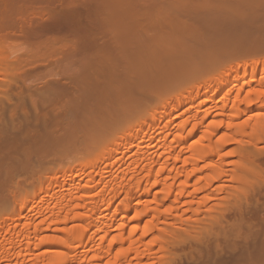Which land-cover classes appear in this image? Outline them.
<instances>
[{
    "label": "bare ground",
    "instance_id": "6f19581e",
    "mask_svg": "<svg viewBox=\"0 0 264 264\" xmlns=\"http://www.w3.org/2000/svg\"><path fill=\"white\" fill-rule=\"evenodd\" d=\"M9 1L14 2L15 0H4L5 3L6 2L9 3ZM110 1L111 0H71V3L69 5L66 4V7L63 6L62 8L59 7L60 9H57L58 8L57 7L56 8L57 10L55 9H53V11L48 10L49 12L43 10L42 13L39 14V16L41 18L45 17L46 20L47 18L46 14H48L49 18L46 22H43L44 20L41 19L42 22H36V24H30V25L23 24L24 26L15 25L16 27H13L14 29L17 28V30L20 27L19 30L21 31V34L25 36L27 35L30 37L41 36V38L44 36V38L42 39L43 42L41 41L42 45L45 44L44 43L45 41L47 42L48 45L51 44L50 46L52 47V43L53 42L55 43L58 40L57 43L62 42L64 43L63 46L65 47L67 45L66 43L71 44L73 42L74 47L71 44L72 45L71 49L73 51L70 49V44H68L70 50L69 53L71 51L72 53L76 51L75 54L79 52L81 53V55H83L84 58L83 59L81 58L82 61L79 59L81 63H83V67L82 66L77 67L79 68L80 73H77L78 75L76 74V76L74 75V78L77 77L79 79V81H77L78 83L77 82L75 83L74 78L69 75L74 80L73 81L74 83L72 82L74 85L72 84L71 85L75 87L76 84V88L79 91V93L78 92L77 93L80 94L79 97L77 96L78 94L77 93L75 94L74 92L75 88L74 89L69 88L68 86L67 87L63 86L64 89L62 88L64 92L73 89L72 90L74 92L73 94H75L77 97L76 98L73 96L74 97V100L72 102L73 108H70V110H68L67 112L64 111V108L62 107L63 111L66 112L64 113L61 111L62 113H64L63 116L68 117L67 114L73 111L75 113L74 115H78L77 116L78 118L76 116H72L73 121L71 122V126H70L69 124L70 116L68 117L69 123H66L67 117H64L66 120L62 119L61 117L63 121L65 120L64 124L69 125V127L65 125V128H61L63 129L62 130L63 132H61V130H59L60 132H56L57 130H54L55 128L52 129V127H50L49 129L48 127L49 125L47 122L46 124L48 126L45 125V128L47 126V131H45V133L42 131L44 134L37 133V131H35L38 134L36 135V137H34L36 134L34 133V130L31 133L30 130L31 128L29 129V131L27 129L28 132L26 133L27 134L26 137L27 136H28L27 138L34 137L33 140L31 139L33 141V142L31 141L33 145H31V147L28 146L30 148L25 150L26 151L24 153L25 156L23 155L26 158L27 163H30L31 158H33L34 156L36 157L39 156L37 157V159L33 158L38 163L33 167L35 166L38 167L42 164L43 159L44 160L49 159V157L47 156L51 153L55 156L57 155L56 160L58 158L59 161L60 158L59 156H61L63 159L67 160V163L66 165H64L62 163L65 160H63V162L61 161V166L59 168L58 165L60 164L57 162L58 168L56 169L55 168L56 166L53 167V164H50L49 163L50 160H48L50 167L45 169L42 168L43 166H45L43 165L41 168L44 169L43 171H45L44 173L42 172L45 178L50 179V181H47V179H41L36 184L33 181L29 182V184L32 183V187L34 188V191L36 190L39 191L43 189L42 192L43 194L37 197L36 195H34L35 193L33 194V192L32 193L28 192L24 199L19 198L21 200L19 201L21 202L19 203L20 206L19 208L15 209L13 213L10 212L8 213L7 211H6L7 213H3L4 211L0 212L3 213L0 214V264H142L146 262L148 264V261L155 256L163 258V255L165 256V252L168 251V247L171 246L170 244L174 245L175 243V246H178V243L180 244V242L184 240L183 238H185L183 236L184 235L183 232L189 231L190 229L193 230V232L194 230L196 231V225L189 223L190 220H192L190 222H194L195 219L198 221L199 214L201 215V213L203 214V212H205L204 214L206 215L208 211L211 212L214 210L213 213H215L216 208H217L216 210L218 211L219 204L214 203L211 204V206H209L207 202L210 200L212 201V199L217 200L218 198L220 199L221 197H223L221 196L222 190H227L225 187L228 186V184L226 185L224 184V182L232 181L238 184H242L243 186H245L243 188L244 190L245 188L248 187V185L249 187L250 185H252L251 182L254 181L253 180L254 178L252 179L250 177L253 176V173L258 172L257 169L259 168L253 167V165H255L256 163L255 162L256 160L255 161L253 160L255 163L252 162L250 159H253V157L249 159L248 153L253 155L254 151L251 148L253 146L258 148L259 144L264 142V51H263L264 46L262 47V45H259L258 48L257 47L258 44H257L255 45V47H252L249 50L245 49L244 51H242V53L244 52L243 57L247 58V59L244 58L246 59V61L240 63L237 60L235 63L234 62L235 60L233 58V57H235V59L237 58V55L234 54L236 53L235 49L233 48L231 49L230 47L228 49L227 46V49H224L223 47V49L226 50L224 51L222 47L220 48L218 46L220 45V43L218 45H215L218 47L214 48L215 46L213 45L212 42H209L212 43L211 44L212 47H210L208 43H207L208 45L207 47L206 43L202 41L204 43V46L202 43L201 44L199 43L197 45L198 46L200 45L201 48L204 47V49L198 48V46L195 45L197 46L196 49L198 52L202 51L205 55L206 54L213 55L215 53H219L221 55V52H225L227 57L229 56V58L226 59H224L223 57L222 59L220 58L222 61L218 60L217 58V62L218 61L219 62L218 63L215 62V64L211 65L210 70L207 69L208 67L207 64L203 63L205 59H198L197 61L195 59L194 61V58L193 59L191 58L193 60L192 63L188 61L191 55L190 52H195L196 50L193 51L191 50L190 52L186 51V55L183 59L181 57L180 58L174 57L176 60L173 61L170 60L172 62L166 64L157 62V60L155 59L156 63L152 61L154 63V64L152 63L154 66L151 65L149 66L147 65L148 63H146L145 65H147L148 67L147 66L145 67L142 64L143 67L142 68L139 67V69H135V66L133 67L128 66L126 68H123L122 71H119L118 69L117 71L115 68L116 67L119 68V67L116 64H114L116 66L115 68L113 67L109 69L107 67L108 69H105V67L108 66V63L107 65H105V63L103 62H106L108 59L110 60V58H108V54L106 56L105 54L106 52L111 53L114 51L113 53H115L117 49L119 50V47L120 49L125 48L123 49L124 50L123 52H125L127 51V49H130L132 46H134V43L137 41V39L139 40L137 41L138 43H140V41L143 42L146 39L147 43L146 41L144 42L147 45L144 42L143 44L148 46L149 39L146 36H151V35L147 34L148 33L147 31L149 29L148 27L150 26V22H147L146 19L149 17V15L151 18L152 15L155 20L158 17L157 16L158 8L163 10L162 7L163 5L165 6L166 4L165 2H162L163 0H158V1L155 0V2L154 0L153 1L151 0L150 5L146 4L147 7H145L146 5L145 6L143 5L145 7L144 8L141 2L144 3L146 1L143 2L140 0L141 1V2L139 1L140 6H142L141 9L144 8L143 10H141L142 11L141 12L140 7L133 6L134 3L132 4L131 0H129L128 2L129 6H127L126 3L128 0H119V3L120 1L121 2L126 1L122 3L126 5L123 6L122 4H120L122 8L120 7V9H118L119 7L117 6V10L113 8L114 6H111L113 1L111 2ZM160 1H161L160 6L161 4H163L161 8L158 3ZM180 1L178 0L175 1V5H173L174 2L172 3L170 1L171 2L170 3L168 2V0L166 2L172 4L171 6H173V8H175L176 10H179L176 12L172 8L176 12V13L174 12V14L175 15L177 14L176 15L177 17L179 14H184V13L185 16L187 15V13H190L191 16V14L193 13L192 11H189L191 8L185 9L186 11L184 13L181 12L183 5L182 3L181 4L179 3ZM190 1L191 0L189 1L186 0V2H190ZM56 2L58 3V1ZM135 2H138V0H136ZM148 2L149 1H147V3ZM152 2H154V6H152L153 4L151 5ZM208 2L209 1H207L206 3ZM242 3L243 2H241V6ZM189 4L190 3H188V5ZM130 6H133L132 9H135V11L128 9V7L130 8ZM150 6H152V10L150 9L151 8ZM178 6H182V7H179L178 9ZM195 6H197L196 3ZM135 7L138 8L139 10L136 11L137 9ZM146 8L148 10H146ZM163 8L165 9L166 7ZM208 8H206L205 6L200 10L204 11V9H207L208 11L211 12V9L213 7L210 8L209 6ZM111 9H113V12H111L112 11ZM194 9H196V7L194 8L193 6V9L191 10ZM197 9H199V7ZM207 10H205V12ZM149 11H152V13L154 11L156 15H153L152 13L150 14ZM199 11L197 12V14L200 13ZM38 12L41 11L38 10ZM159 12L158 14L161 15L160 13H162V11L160 13ZM164 12L166 13L165 10L163 11V13ZM165 13L163 15H165ZM167 14L169 15L170 13L168 12ZM171 15H169V17ZM195 16L198 17L199 14ZM164 17L166 19L168 16L166 15ZM160 19L163 20L164 18L162 16H159L157 21L158 23H162L161 26L165 27V25H163L164 23L162 21H159ZM168 20L170 23H172L171 22L172 20L170 19ZM168 20H165L166 23H168L167 22ZM182 20L179 21L182 22ZM153 23H152L153 28L155 27L157 28V26L156 25L154 26ZM155 24H157V22H155ZM185 27L183 26L184 29ZM150 28H152V26H150ZM190 29H192V27L189 28L188 31H190ZM138 34H142V35L147 34V35L145 36L141 35V40H140V38H138L139 36ZM103 35L104 37L102 39L101 36ZM105 35L106 36L109 35V38L111 39L107 40L108 37L106 39ZM215 35L213 38L215 37L218 38V35L217 36ZM159 36L157 37L161 39L162 37ZM208 36H210V34H208L207 37ZM202 37L203 35L201 36V38ZM227 37L229 36H226V38ZM236 37H230L231 39L229 40L233 41L232 39ZM208 38L210 39V37ZM208 38H206V40H208ZM213 38L211 37V41L213 40L215 41L216 38L215 39ZM38 39L39 40L37 41H40V38ZM152 39L153 42L156 41L159 42V39H157L156 37L154 39L152 36ZM222 39H220L219 41L221 42ZM241 39H244V37H242ZM133 40L135 42H133ZM3 42H4L3 39L0 38V49L1 46L4 44ZM160 42L162 43L163 41L161 40ZM180 42H182V40H180ZM180 42H177L176 44H174V46L175 45L177 46ZM216 42H218V39H216ZM54 43H53L54 49L53 47L52 48L50 46L48 47L49 53L50 52L53 53L51 49L55 50L54 45L56 43L55 44ZM58 44L56 45L58 46ZM113 44L115 45L116 50L113 49L114 47ZM183 44H187V43H183ZM39 45L41 48L40 53H42V50L44 48L47 49V47L45 46L46 44L44 45L45 47L43 48L41 44ZM111 45H113V47ZM222 45L224 44L222 43ZM61 46L62 45L58 47L62 48ZM205 46L207 49L205 48ZM260 47L262 49H260ZM230 49L232 51L234 50V53H232ZM109 50L112 51L108 52ZM64 51L65 50H63V52ZM66 52H68L67 49ZM3 53L4 50L3 52L0 51V57H1L0 79L1 78L5 79L6 76L7 77L11 76V79L7 77L5 79L6 82L9 83V85H11V83L14 82V79L12 80V77L15 76V74L17 73H18L17 75L21 74L22 72L20 71L24 69L21 68L23 66L20 67L21 70L20 68H18V64L20 65L21 63L20 61H18L20 63L17 62L16 64L15 60L14 63L12 61L11 62L7 61L6 58L5 60L2 55ZM45 53L46 52H44V54ZM69 53H67V55ZM218 55H213L214 59L215 56L218 57ZM222 55L224 54L222 53ZM240 56L237 59H239L240 61H244V59L243 60L240 59L243 58ZM80 57L82 56H79V58ZM72 58H74V56ZM106 58L108 59L105 60ZM118 58H120V55ZM133 59L132 57L130 58V60ZM157 59L159 60V58ZM112 60L113 59H111V61ZM186 60L189 63L188 66H191L193 62L195 63L194 65H196V62H199L201 64L198 63L196 67L202 65V67L203 68L206 67L207 70L205 68L204 70L202 69L203 71L206 70L204 74V72L202 73L201 66L199 68V70L201 71H199L197 68V72L199 71L200 72L199 74H201L199 75L198 78L200 79L199 83L196 82L194 84H190V86H187V88L185 87L186 90H184L183 93L186 94H184V96H181L182 98L180 99L173 100V97L174 96L176 97L181 92L179 90L177 93V90L175 91L174 89H179V87L181 86L176 84L181 83L180 82L181 78H183L181 76L182 75L181 71H183L182 69H184L187 66V64L185 63L186 66L184 67L185 65L184 62H187ZM209 61L212 62L211 59H208L207 62ZM99 62H101L100 64L103 63L104 66L103 67L99 66L100 68H95V66H97V63L99 64ZM112 62L111 64H113ZM114 63L116 62L114 61ZM128 63H127L128 65H132L130 64L131 61H128ZM194 65H192L193 68ZM169 69L172 70L173 72L175 71L172 76L173 78L175 77L174 79L176 81L169 76L167 77L172 79L171 81H173L174 83L177 82L175 83L176 86L172 85L174 86V88L170 86H169L170 88L166 87V89L168 88L169 90L167 89L166 90L167 92L163 90L165 91V94L161 93L163 97L161 98L160 97L161 95L159 96L160 101L158 103H156V101H158L156 100L155 102L150 101L149 102L150 104L147 102L145 103L146 105L139 104L141 108L142 106L144 108V109L142 108V111L144 110L146 111L142 113L143 115L141 113L138 115L137 113L136 114L137 116L134 115V117L132 118L133 114L131 113L132 116L129 115L128 114L129 110L127 111V109L130 108V111L134 110L131 109V107L133 106V104L131 105V103L133 102L130 103L131 100L134 101V99H132L133 95L135 94V96H138L137 94H142V92L143 94L147 93L148 85L152 84L150 82L153 79H151V81L149 82L151 77H154L155 80L158 81L157 83H154L155 81L154 80L153 84H158L161 81H163L162 83L165 84L167 81L170 82V79L169 80L166 79L167 73L166 75H164L165 74L164 72ZM104 70H107L108 73H106L107 71L105 72ZM103 71L105 72L104 75L110 74V76L109 75H108L109 77L106 76L107 78L105 79L109 78L110 80H113L112 81L113 83L115 82L116 79L119 80L117 81L118 86L114 85L115 87H118L117 89H115L112 83L110 82L108 83L106 80H103L105 82H101L102 84L99 83L100 81L98 82V79L100 77L99 75L102 74ZM74 73H76V71H74ZM23 74L25 75V73ZM202 74H204V76ZM111 75L113 78H111ZM23 76L22 77L15 76V79L19 77V79L22 80ZM28 77L25 76V79H27ZM94 77L95 78L97 77L98 79L96 78L97 79L96 80ZM91 78L94 79L93 83H95V87L100 86L99 90L95 88L93 92L91 91L92 88L94 87V86L91 87L92 86ZM8 79L10 80L8 81ZM165 79L167 81L164 82ZM100 80L102 79L100 78ZM16 81L18 82V79ZM31 82L32 81H30V83ZM118 82L120 83L118 84ZM105 83L108 84L109 86H112L114 90L111 89L112 87L109 88V86L106 85ZM14 85H16L17 87V83ZM162 86H160V88ZM183 86L182 89L180 87L181 90L184 89ZM152 87L154 86H151L150 88L152 89ZM107 88H109V90H106ZM144 88L147 90V92ZM193 91H195L194 95L190 96L189 93H192ZM69 92L68 95L70 94ZM159 92L160 91H158V94ZM183 93H180V95H183ZM55 94L57 96V91ZM31 95L33 96V94ZM65 95L68 96L67 93L64 94V97ZM28 97H30V94H28ZM34 97L30 100L32 101V105H34V108H37V106H39L37 105V103L40 102H38L37 98L36 101ZM142 97H138V98L141 99ZM151 97L154 98L156 96L152 95ZM6 98L8 100L7 102L10 103L9 100L11 98H8V96ZM116 99H120L119 100L120 102ZM135 99L138 101L140 100L137 98ZM33 100H35L37 103ZM115 100L119 103L122 102V105L120 104L118 106L117 102H116L117 104H115ZM43 101L44 100H42L41 103L45 104V102L43 103ZM67 101L70 100L68 99ZM112 101H114L113 103L114 105H116L114 106V108L112 107L113 109L111 108V106H113ZM61 103L64 104L63 102ZM68 103L69 102H67L66 104ZM72 103H69L70 104L69 107H71ZM140 103L143 102L141 101ZM23 105L24 108L21 109L26 108V105L24 103ZM108 105H110V107L107 110L106 108H108ZM139 105H138V111H140ZM120 106L123 110H121ZM10 107H12V105H10ZM66 107L69 109L68 105L65 106V109H67ZM12 108L13 109L12 110L10 109V112L13 113L14 116L11 114V117H15L17 113V111L15 113V110H17V108L15 107L16 108L15 110L14 107ZM115 108L116 110H118V108L120 109L119 115L121 113L120 111H123L122 112L123 115H125L124 113H126L124 111H127L128 113L126 114H128L127 116L128 119L126 117L123 119L122 117L123 115L121 114L122 119L119 117L121 120L118 118L117 120H115L117 115L114 116L112 113L114 112L115 114V110H114ZM124 108H126V110ZM26 110L28 111V113H30L29 109L26 108L25 111ZM38 110H40V108ZM109 110L111 112L107 114V111L109 112ZM116 112L118 114V111ZM48 113L49 114L51 113L50 110L48 111ZM215 113L221 116L222 118L212 119ZM112 115L115 117L114 120L112 119L113 118ZM244 115L247 116L246 119L241 121L237 120L238 118L236 117L244 116ZM109 116L111 119L108 120ZM130 116L131 118H129ZM144 116L145 119H143ZM0 117H1V113H0ZM74 117L76 118L74 119ZM79 117L82 118L80 119ZM49 118H51V116H49ZM53 119L55 123V119L57 118H53ZM58 119L59 122H63L60 120V117H58ZM118 120H120V122H118ZM50 121L48 120V122ZM51 123L54 124L53 122ZM95 123H97L99 127H100V123H102L101 124L102 126L103 125L105 126L103 127L101 126L100 128H98L97 126L96 128V126H94ZM29 124L30 123H26V125L28 126ZM53 126L55 127V125ZM105 127H107V129H105ZM95 129L97 132L95 131ZM101 129L103 130L105 129L106 132H103ZM117 132L118 134L119 133L121 134L117 135L116 134ZM29 133H31L30 134L31 136L28 135ZM80 136L82 137L80 138ZM98 139L99 141H101V143L104 142L105 140L107 141V143L105 141L104 145L102 143L100 147L96 146V148L93 146V149H89V147L87 148L86 146L87 150L85 149V151L83 152L82 151L76 152L73 156H71L73 154L72 152L68 151L69 153L72 154H67V149H69L72 144L76 146L75 144H77V141L83 143V145L84 144L86 145V143L88 142L94 143L98 141ZM90 140H92L93 142ZM41 144H45L47 146L49 145L48 147L44 146L47 147L48 149L43 147H42L43 149H40L39 145ZM73 145L72 147H74ZM65 149L66 152L63 154L62 151H64ZM40 155L41 156L45 155V156H43L44 158L42 159ZM53 155H50L51 158L53 157ZM231 155L232 156L236 155V159H232V160L229 159L230 157H232ZM39 158L41 161H39ZM54 163L56 162L54 161ZM117 163L120 164L119 167L122 168V170L120 171V173L114 175L113 170ZM30 164H28V166ZM37 167L33 169H35L36 171ZM41 168L38 167L39 170L37 171L42 170ZM80 174L82 175V177L76 179ZM261 178H263V176ZM255 184H253L252 186H254ZM70 185H74V187L73 188L68 187ZM22 186L23 185L21 184L18 185V190L22 189L23 188ZM238 187L239 186H237L236 188L239 189ZM228 190H229L228 192L229 194L230 189L228 188ZM240 191L241 190L239 189V192ZM21 192L23 191H20V195ZM20 195L17 196L19 197ZM32 212H34V215ZM196 217H198V219ZM186 218L188 219V221H186V224H184L185 222L183 219ZM250 222L251 221H248L249 224H251ZM181 224L182 225L184 224L183 226L190 224L191 226L187 225L186 227H183ZM247 227H248L247 230L248 232L245 237V239L247 238V240L244 241L245 246H244V250H242L243 256L242 259H240L242 261H240L239 259L237 260L235 258V260L237 261L236 264H264L263 222H262L263 228L259 227V231L260 229H263V231H261L262 236H260V238H257L258 234L256 235L254 231L251 229L252 225L250 227L249 226ZM250 229L253 231V233H251L252 231ZM179 234L182 236V239ZM253 234L257 236L256 239H254L255 241H253V238L251 237V235ZM178 237H180V239ZM235 254L237 253L235 252Z\"/></svg>",
    "mask_w": 264,
    "mask_h": 264
},
{
    "label": "rangeland",
    "instance_id": "374dc122",
    "mask_svg": "<svg viewBox=\"0 0 264 264\" xmlns=\"http://www.w3.org/2000/svg\"><path fill=\"white\" fill-rule=\"evenodd\" d=\"M56 1H58V3L56 2ZM61 1V2H60ZM111 1H115V0H111ZM110 1V2H111ZM117 1H118V4H117ZM134 1V2H133ZM136 0H131V3L133 4V6H136V7H140V11L141 10H143L145 7H147V5L146 4H148V5H150V1L151 0H141V1H146V2H144V3H142L140 0H138V2L140 1L141 2V4H142V6L144 5H146L143 9H141L142 8V6H140V2L138 3V2H135ZM147 1H149L148 3H147ZM153 1V0H152ZM156 1H158V0H156ZM167 1V0H166ZM165 0H163L162 2H165L164 4H165V6L163 5V4H161V6H160V3H161V1L160 2H158L159 3V6H160V8L162 7V5H163V7H166L165 9L162 7V9L163 10H161V9H159L158 8V11H157V18H156V16H155V20H154V18H153V16L151 15V18H150V15H149V12H150V14L152 13V11H149L148 12V15H149V17L146 19L147 20V22H150V26H152V28H150V26L148 27L149 29H151V30H149L148 29V33L147 34H149V35H151V36H146V37H148V41H149V44H148V46H146L147 44V41H146V39L144 40V41H146V45L145 44H143V42H141L140 41V43H142V44H140V43H138L137 41H139L138 39H137V41L135 42L134 40H133V42H135L134 43V46H132L130 49H127V47H126V49H127V51H125V52H123L124 50L123 49H125V48H123V49H120V47H119V50L117 49H115V45H114V47H113V45H111L112 47H113V49H115L116 51H115V53H113V52H111L112 50H109L108 52H111V53H105V52H103V53H105L106 54V56H107V54H108V58H110V60L108 59V58H106L105 60H107L106 62H103V63H105V65H107V63H108V66H106L105 67V69H111V68H115L116 66L114 65V64H116L119 68H115L116 70L118 69L119 71H122L123 70V68H126V67H128V66H131V67H133V66H135V69H139V67H143L142 66V64L146 67L147 65H151V66H154L153 64L154 63H156V60H157V62H160V63H163V64H166V63H169V62H172L173 60H176L175 58H184L185 57V55H186V51L187 52H190L191 50L193 51V50H196L195 52H190L191 53V55H190V57H189V62L190 63H192V59L194 58V61H195V59H196V61L198 60V59H205V61L203 62V63H205V64H207V69H209L210 70V66L211 65H213V64H215V62L216 63H218L217 62V58H218V60H221L222 59V57L224 58V59H226V58H229V56L227 57V55L225 54V52H221V55L219 54V53H215V54H213V55H218V57H216L215 56V59H214V56L213 55H208V54H204L202 51H200V52H198L197 51V44H203V46H204V43L203 42H205L206 43V45H207V43H208V45L210 46V47H212V43H213V45L215 46V45H218L219 43H220V45H218L220 48L222 47V49H223V47H224V49H227V46H228V49H229V47L232 49H235V52L236 53H234V50L232 51L231 49V51H232V53H234L235 55H237V58L240 56V57H243V53H242V51H244L245 49L246 50H249V49H251L252 47H255V45H257V47L259 46V45H262V47L264 46L263 44H264V0H207V1H209L208 3H206L207 1L206 0H191L190 2H186V0H178V1H180L179 3L181 4L182 3V5H183V8L181 9V12L182 13H184L186 10L185 9H187V8H191V9H193V6H194V8L196 7V9H194V10H189V11H192L193 13L191 14V16H190V13H187V15L189 16H185V13L184 14H179L178 15V17L174 14V12L176 11H179V10H176L175 8H173V6H171L172 4H169L168 2H172L173 0H168V2H166ZM175 1H177V0H174L173 2H174V4L173 5H175ZM184 1V2H183ZM187 1H189V0H187ZM56 2V3H55ZM64 2V3H63ZM69 2V3H68ZM112 2V4H111V6H114L113 8H115L116 10H117V6L119 7L118 9H120V7H121V5L120 4H122V3H124V2H126V1H120V3H119V0H116L115 2H116V4H115V2L113 3ZM129 0L126 2L127 3V6H129ZM154 2H155V0H154ZM154 2H152L151 3V5L152 6H154ZM170 2V3H171ZM172 2V3H173ZM215 2V3H214ZM230 2V3H229ZM241 2H243L242 3V6H241ZM7 3V2H6ZM5 2H4V0H0V38L1 39H3V45L1 46V49H0V51H2L3 52V50H4V53L2 54L3 55V58L5 59H7V61H12L13 63H14V60H15V62H16V64H17V62L18 61H20V62H18V63H20V65L18 64V68H20L21 66H23V67H21L22 69H24V70H21V68H20V72H22L21 74H19V75H17V74H15V76H19V77H22L24 74L23 73H25V75L23 76V79L21 80V79H19V77L17 78L18 79V82L16 81L17 79H15V76H13L12 77V80L14 79V82H10L11 83V85H9V83H7L6 82V77H5V79L3 80L2 78L0 79V113H1V119H0V212H3V213H13V211H15V209H17V208H19V203H21V202H19V201H21L20 199H24L25 197H26V195H27V193L28 192H33V194L34 195H36L37 197H39V196H41L43 193V189L42 190H39V191H34V188L32 187V183H30L29 184V182H34L35 184L36 183H38L41 179H47V178H45V176H44V172L45 171H43L44 169H42V168H48V167H50V164H53V167L54 166H56L55 168L57 169L58 168V166H59V168H60V166H61V161L63 162V160H65V159H63L61 156H59L60 158H59V161H58V158H57V160H56V157H57V155L55 156V155H53L52 153L51 154H49L47 157H49V159H46V160H44L43 158V156H45V155H43V156H41L40 155V157H42V161L44 162H42V164L40 165V166H38L39 168H41L43 165H45V166H43L41 169L42 170H40V171H37V170H39L38 169V167L37 166H35V167H33L34 165H36V164H38L37 163V161L36 160H34V159H37V157H39V156H34L33 158H31V161L30 160H28V161H30V163L31 162H33V163H27V161H26V158L24 157L25 155H24V153L26 152L25 150H27V149H29L30 147H31V145H33L32 144V140H33V138L34 137H36V135H38L37 133H41V134H44L45 133V131H47V126L49 127V129H50V127H52V129H54V130H57L56 132H60L59 130H61V132H63L62 130L63 129H61V128H65V125L66 124H64V122H65V118L64 117H67V116H63L64 115V113H66L68 110H70V108H73V100H74V97H76V93L78 92L79 93V91H78V89L76 88V84H75V87H73L72 85H74L73 83L75 82H77V81H79V79L77 78V77H75L74 78V75L76 76V74L77 73H80L79 72V68H77V67H79V66H82L83 67V63H81V61H82V59L84 58L83 57V55H81V53H76L75 54V52H73L72 53V49H71V46L73 45V42L70 44V43H66L67 45L64 47L63 45H64V43H62V42H58L57 43V41L55 42L56 44H58V46L60 47V45H62L61 47L62 48H59L54 42V46H55V50L58 52H56L55 50H53L54 49V47H53V43H52V47H53V49H51L52 47L50 46L51 44H47V42H45L44 41V43L46 44H44L46 47H47V49H43L42 50V53H40L41 52V48H40V45L39 44H41V46H42V48L43 47H45L44 45H42V39L44 38V36L41 38V36H36V37H30V36H25V35H23V34H21V31L19 30L20 29V25L21 26H24L23 24H27V25H30V24H36V22H42V20H44L43 22H46L47 20H48V14H46L47 16V18H46V20H45V17L44 18H41L40 16H39V14L40 13H42V11L43 10H45V11H48V10H50V11H53V9H55V10H57V9H60V8H62V6L63 7H66V4H70L71 3V0H15L14 2H11V1H9V3H7L6 4ZM62 3V4H61ZM137 3V4H136ZM183 3H185V4H183ZM188 3H190L189 5H188ZM192 3V4H191ZM195 3H196V5L197 6H195ZM198 3V4H197ZM131 4V5H132ZM139 4V5H138ZM169 4V5H168ZM177 4V3H176ZM179 4V5H180ZM212 6H211V5ZM237 4V5H236ZM245 4V5H244ZM249 4V5H248ZM5 5V6H4ZM123 6L124 5H126V4H122ZM178 5V4H177ZM176 5V6H177ZM186 5V6H185ZM187 5H188V7H187ZM190 5H191V7H190ZM207 5H209L210 6V8H212L211 9V12L210 11H208L207 9H204V11H203V13H202V11L200 10V9H202V8H204L205 6H206V8H208L209 6H207ZM251 5V6H250ZM110 6V7H111ZM133 6H130V8L128 7V9H131V10H134L135 11V9H132V7ZM152 6H150L151 8V10H152ZM156 6V5H155ZM158 6V5H157ZM223 8H222V7ZM233 6V7H232ZM237 6V7H236ZM240 6V7H239ZM248 6H249V8H248ZM50 7V8H49ZM58 7V8H57ZM60 7V8H59ZM126 7V6H125ZM135 7V8H136ZM179 7H182V6H178V9H179ZM186 7V8H185ZM199 7V9H197ZM217 7V8H216ZM225 7V8H224ZM228 7V8H227ZM57 8V9H56ZM112 8V7H111ZM122 8V7H121ZM127 8V7H126ZM168 8V9H167ZM175 10H173V9ZM177 8V7H176ZM244 8H245V10H244ZM137 10L136 11H138L139 9L138 8H136ZM148 9H149V7H148ZM147 8H146V10H148ZM153 9H154V7H153ZM155 9H157V8H155ZM172 9V10H171ZM209 9V8H208ZM38 10H40L41 12H38ZM112 11L111 12H113V9H111ZM159 10H160V12L162 11V13H160L159 12ZM166 11V13H165V15H163L164 13H163V11ZM168 10V11H167ZM171 10V11H170ZM182 10H184V11H182ZM197 10V11H196ZM200 10V11H199ZM205 10H207L206 12H205ZM235 10V11H234ZM237 10V11H236ZM145 11V10H144ZM154 11H156V10H154ZM153 11V15H156V13ZM173 11V12H172ZM188 11V12H189ZM200 12V13H198L199 14V16L197 17V16H195V15H198L197 14V12ZM6 12V13H5ZM37 12V13H36ZM49 12V11H48ZM114 12H115V10H114ZM142 12V11H141ZM158 12L161 14V15H159L158 14ZM170 13L169 15H171L170 17H169V15L167 14V13ZM175 12V13H176ZM180 13V12H179ZM196 13V14H195ZM211 13V14H210ZM235 13V14H234ZM207 14H209V15H207ZM109 15V14H108ZM168 16L166 19H165V17L164 16ZM204 15H205V17H204ZM39 16V17H38ZM159 16H162L165 20H168V19H170V20H172L171 22L172 23H170L169 22V20L167 21L168 23H166V21L163 19H160L159 21H162L164 24L163 25H165V27H163V26H161L162 25V23H158V21H157V19L159 18ZM36 17V18H35ZM172 17V18H171ZM179 17H180V19H179ZM188 17V18H187ZM161 18V17H160ZM34 19V20H33ZM42 19V20H41ZM149 19H151V20H149ZM182 19H184V20H182ZM197 19V20H196ZM149 20V21H148ZM157 22V24H155V22ZM182 20V22H180V21ZM26 21V22H25ZM35 21V22H34ZM174 21V22H173ZM176 21V22H175ZM154 22V23H153ZM178 22V23H177ZM199 22V23H198ZM152 23L154 24V26L156 25L157 26V28L155 27V28H153V25H152ZM166 23V24H165ZM187 23V24H186ZM189 23V24H188ZM205 23V24H204ZM10 24V25H9ZM161 26H159V25ZM169 24H171V25H173V26H171V25H169ZM178 24V25H177ZM188 26H186V25ZM190 24H191V26H190ZM17 25H19L18 27H19V29L17 30V28H13V27H16ZM175 25V26H174ZM177 25V26H176ZM182 25V26H181ZM11 26V27H10ZM183 26L185 27V29L183 28ZM164 29H163V28ZM174 29H173V28ZM180 27V28H179ZM192 27V29H190V31H188L189 30V28H191ZM194 27V28H193ZM196 27V28H195ZM209 27V28H208ZM161 28H162V30H161ZM165 28H166V30H165ZM197 29V30H196ZM202 29V30H201ZM216 29V30H215ZM16 30V31H15ZM172 30H173V32H172ZM182 30V31H181ZM201 30V31H200ZM210 30V31H209ZM214 30V31H213ZM17 31H19V32H17ZM151 31V32H150ZM185 31V32H184ZM192 31H193V33H192ZM209 31V32H208ZM213 31V32H212ZM216 31V32H215ZM221 31V32H220ZM164 32V33H163ZM204 34H203V33ZM144 33V32H143ZM146 33V32H145ZM152 33H153V35H152ZM155 33V34H154ZM157 33V34H156ZM167 33V34H166ZM171 33V34H170ZM225 33V34H224ZM263 33V34H262ZM104 34V33H103ZM147 34H143L144 36L145 35H147ZM203 35V37L201 38V36ZM208 34H210V36H208V37H210V39L207 37V35ZM216 34V35H215ZM223 36H222V35ZM228 34V35H227ZM239 34V35H238ZM254 34H256V35H254ZM134 35V34H133ZM139 36H138V38H140V40H141V35L142 34H138ZM142 35V36H143ZM159 36V37H162L161 39L160 38H158L157 36ZM164 35V36H163ZM214 35L215 36H217L218 35V38H216V39H218V42H216V39L215 38H213L214 37ZM229 36V37H227L226 38V36ZM233 35V36H232ZM243 35V36H242ZM260 35V36H259ZM106 36V35H105ZM136 36V35H135ZM152 36H153V38L155 39V37L157 38V39H159V42L158 41H156V42H153V39H152ZM205 36V37H204ZM239 37V36H242V37H244V39H241L242 37H239V38H237V37ZM102 37V39H103V37H104V35L103 36H101ZM107 37H108V39H107ZM111 37V36H110ZM133 37V36H132ZM211 37L213 38V39H215V43L213 42V41H211ZM221 37V38H220ZM226 39H225V38ZM230 37H236V38H233L232 40L233 41H231V40H229V39H231ZM250 37V38H249ZM28 40H27V39ZM37 38V39H36ZM38 38H40V41H37V40H39ZM107 40H110L111 38H109V35L108 36H106L105 37ZM104 38V39H105ZM135 38V37H134ZM164 38V39H163ZM200 38H201V40H200ZM204 38V39H203ZM206 38H208V40H210V41H208V40H206ZM222 38H224V39H222ZM45 39H47V38H45ZM105 39V40H106ZM156 39V40H157ZM177 39V40H176ZM200 41H199V40ZM220 39H222V43L224 44V45H222V43L219 41ZM237 39H238V41H240V42H238L237 41ZM263 39V40H262ZM29 40H30V42H29ZM163 41L162 43H163V45H162V43L160 42V41ZM175 40H176V42H175ZM180 40H182V42H180ZM204 40H206V41H204ZM224 40V41H223ZM236 40V41H235ZM242 40V41H241ZM37 41V42H36ZM42 41V42H41ZM61 41V40H60ZM173 41V42H172ZM203 41V42H202ZM259 41V42H258ZM262 41H263V43H262ZM41 42V43H40ZM177 42H180L177 46L175 45L174 46V44H176ZM209 42H212V43H209ZM238 42V43H237ZM257 42V43H256ZM62 43V44H61ZM151 43H152V45H151ZM157 43V44H156ZM158 43H160V44H158ZM183 43H187V44H183ZM217 43V44H216ZM240 43V44H239ZM260 43H262V44H260ZM68 44H70V49L72 50L70 53H69V46H68ZM140 44V45H139ZM236 44V45H235ZM252 44V45H251ZM133 45V44H132ZM138 45V46H137ZM143 45V46H142ZM157 45V46H156ZM160 45V46H159ZM192 45V46H191ZM194 45V46H193ZM195 45H197V46H195ZM208 45H207V47H208ZM39 46V47H38ZM51 47L50 49H51V51H53V53H49V48L48 47ZM67 46H68V48H67ZM141 46V47H140ZM173 46V47H172ZM200 46V45H199ZM198 46V48H201V46L199 47ZM213 46V47H214ZM218 46H215L214 48H216V47H218ZM73 47H74V45H73ZM117 47V46H116ZM135 47V48H134ZM176 47V48H175ZM64 48V49H63ZM144 48V49H143ZM193 48V49H192ZM195 48V49H194ZM203 49H204V47H202ZM201 48V49H202ZM205 48H206V46H205ZM259 48V47H258ZM264 48V47H263ZM60 49V50H59ZM66 49H67V51L68 52H66ZM109 49H111V48H109ZM207 49V48H206ZM205 49V50H206ZM210 49V48H209ZM223 49V50H224ZM260 49H262L261 47H260ZM39 50V51H38ZM45 50H47V51H45ZM63 50H65L64 52H63ZM122 51V53H121V51ZM199 50V49H198ZM239 51V52H237V51ZM103 51H105V50H103ZM118 51V52H117ZM119 51H120V53H119ZM129 51V52H128ZM224 51H226V50H224ZM264 51V50H263ZM44 52H46L45 54H44ZM60 52V53H59ZM54 53H56V54H54ZM67 53H69L70 54V56H69V54L67 55ZM72 53V54H71ZM206 53V52H205ZM222 53L224 54V55H226V56H224V55H222ZM111 54V55H110ZM114 54V55H113ZM116 54V55H115ZM128 54V55H127ZM62 55V56H61ZM119 55H120V58H118L119 57ZM179 55V56H178ZM234 55V56H235ZM74 56V58H72ZM79 56H82V57H80L79 58ZM116 56V57H115ZM232 56H233V54H232ZM231 56V57H232ZM8 57V58H7ZM11 57V58H10ZM46 59H45V58ZM54 57V58H53ZM76 57V58H75ZM123 57V58H122ZM126 57V58H125ZM132 57V59L133 60H130V58ZM175 57V58H174ZM1 58V57H0ZM82 58V59H81ZM115 58V59H114ZM116 58H118V59H116ZM157 58H159V60L157 59ZM174 58V59H173ZM192 58V59H191ZM221 58V59H220ZM234 58V62L236 63V61L238 60L240 63H242V62H245L246 61V57H243V58H240L241 60H243L244 58H246V59H244V61H240L239 59H235V57H233ZM5 59V60H6ZM8 59H11V60H8ZM81 61H80V60ZM111 59H113L112 61H111ZM153 59V60H152ZM156 59V60H155ZM191 59V60H190ZM208 59H211L212 60V62H207L208 61ZM17 60V61H16ZM46 60V61H45ZM48 60V61H47ZM135 60V61H134ZM150 60H151V63H150ZM161 60V61H160ZM170 60H172V61H170ZM180 60V59H179ZM207 60V61H206ZM114 61L116 62V63H114ZM128 61H131V63L130 64H132V65H128L129 63H128ZM145 61V62H144ZM154 63H153V62ZM165 63H164V62ZM166 61H168V62H166ZM187 61V60H186ZM188 61L187 62H184V64L186 63L187 64V66H186V64L184 65V67L186 68H184V69H182L183 71H181V76L183 77V78H181V83H177V82H175V83H177L176 85H181L180 87H181V89H182V86H183V90H181L180 89V87H179V89H174L175 91L177 90V93H178V91L180 90L181 92L180 93H183V91L184 90H186L185 89V87L187 88V86H190V84H194V83H196V82H198L199 83V81H200V79H198L199 78V75H201V74H199L200 72L199 71H201L202 69L204 70V68L206 69V67H202V65H199L198 67H196V65H198V63L199 62H196V65H194L195 63L193 62V64L192 65H194V68H193V66L191 67V66H188L189 65V63H188ZM222 61V60H221ZM227 61V60H226ZM27 62V63H26ZM43 62V63H42ZM111 62L113 63V64H111ZM25 63V64H24ZM101 62H99V64L97 63V66H95V68H100L99 66H101V67H103L104 65H103V63L102 64H100ZM128 63V64H127ZM146 63H148L147 65H145ZM153 63V64H152ZM212 63V64H211ZM238 63V62H237ZM27 64H28V66H27ZM127 64V65H126ZM199 64H201V63H199ZM204 64V65H205ZM26 65V66H25ZM95 65V64H94ZM114 65V66H113ZM125 66V67H124ZM200 66H201V70H199V68H200ZM206 66V65H205ZM108 67V68H107ZM144 67V68H145ZM148 67V66H147ZM188 67H190V68H188ZM195 67H196V70H195ZM81 68V67H80ZM197 68H198V72H197ZM26 69V70H25ZM82 69V68H81ZM152 69H153V67H152ZM192 69H194V70H192ZM206 69V70H207ZM73 70V71H72ZM117 70V71H118ZM202 70V73L204 72V74H205V71H203ZM24 71V72H23ZM69 71V72H68ZM74 71H76V73H74ZM78 71V72H77ZM81 71V70H80ZM105 72L107 71V70H104ZM103 71V72H104ZM31 72V73H30ZM102 72V74H100L98 77H99V79H98V82L99 83H101V82H105V81H103V80H106L108 83L110 82V83H112L113 84V86L115 85H117V81H119L118 79H116L115 80V82L113 83L112 81L113 80H110L109 78L108 79H105V78H107L106 76H110V74H107V75H104L105 74V72L103 73ZM175 72V71H174ZM172 70H166L163 74L164 75H166V73H167V75H166V79H170V78H168L167 76H169V77H171V78H173V73H174ZM208 72V71H207ZM206 72V73H207ZM67 73H68V75H67ZM106 73H108V71L106 72ZM110 73V72H109ZM28 74V75H27ZM58 74H61V75H58ZM163 74H162V76H163ZM204 74H202L203 76H204ZM14 75V74H13ZM22 75V76H21ZM55 75V76H54ZM72 76L73 78H74V80L70 77V76ZM78 75V74H77ZM80 75V74H79ZM198 75V76H197ZM25 76H29L28 78H29V80L30 81H32L31 83H30V81L28 80V78L27 79H25ZM51 76H53V77H51ZM108 76V77H109ZM194 78H192V77ZM202 76V77H203ZM4 77V76H3ZM119 77V76H118ZM150 77H151V75H150ZM7 78H10L11 79V76L10 77H7ZM47 78V79H46ZM95 78V77H94ZM95 78V79H96ZM100 78L102 79V80H100ZM104 78V79H103ZM111 78H113L112 77V75H111ZM175 78V77H174ZM173 78V80H175ZM200 78H201V76H200ZM10 79H8V81L10 80ZM92 79V83L94 82V79L93 78H91ZM96 79V80H97ZM151 79H153L152 81H151ZM164 80V82L165 81H167V80ZM194 81H192V80ZM24 80V81H23ZM46 80V81H45ZM59 80H61V81H59ZM72 80V81H71ZM155 80V78L154 77H151L150 78V80H149V82L150 83H152L153 84V81ZM172 79H170V82L169 81H167L166 82V84L165 83H162L163 81H161V82H159L158 84H151V85H148V92H151V93H148L147 92V90H146V92L147 93H145V94H143V92H142V94H137V93H139V92H137L136 94L138 95V96H135V94L133 95V98L132 99H134V101L133 100H131L130 101V103L131 102H133V103H131V105L133 104V106L131 107V109H134V110H132V111H130V108L129 109H127V111L129 110V113L127 112V111H124V112H126V113H128L129 115H131V113L133 114V116H132V118L134 117V115H136L137 113H138V115L141 113H143L144 111H146V110H144V111H142V108H143V106H142V108H141V106L139 105V104H145V103H149L150 101H152V102H155L156 100H158V101H156V103H158L159 101H160V97L162 98L163 96H162V94L164 93L165 94V91L168 89V88H170V87H173L174 88V86H176L175 85V83L173 82V81H171ZM16 81V82H15ZM29 81V82H28ZM68 81V82H67ZM71 81V82H70ZM74 81V82H73ZM87 81V80H86ZM156 81V80H155ZM154 81V83H157L158 81H156L155 82ZM160 81V80H159ZM176 81V80H175ZM178 81V80H177ZM25 82V83H24ZM64 82V83H63ZM73 82V83H72ZM91 82V81H90ZM95 82H97V81H95ZM106 82V83H107ZM17 83V87H16V85H14V84H16ZM27 83H28V85H27ZM51 83V84H50ZM53 83V84H52ZM78 83V82H77ZM91 83V87H93L92 88V92H93V90L95 89V88H97L98 90L100 89V86H98V87H95V83H93L92 84ZM105 83V84H106ZM120 82H118V84H119ZM162 85H164V86H162ZM170 83H172V84H170ZM69 84V85H68ZM72 84V85H71ZM90 84V83H89ZM102 84V83H101ZM112 84H110V85H112ZM160 84V85H159ZM100 85V84H99ZM106 85H108V84H106ZM156 85H158V86H156ZM172 85H174V86H172ZM28 86H31V87H28ZM63 86L65 87H69V88H75L74 89V92H75V94H73L74 92L72 91L73 89H71V90H66L67 92H64L63 91ZM109 86V85H108ZM114 86V87H115ZM118 86V85H117ZM151 86H154V87H152V89L150 88ZM160 86H162L161 88H160ZM170 86V87H169ZM11 87V88H10ZM12 87H14V88H12ZM21 87H23V88H21ZM52 87V88H51ZM110 87H112V86H109V88ZM156 87V88H155ZM158 87V88H157ZM166 87H168L167 89H166ZM6 89V91H5V89ZM11 90H10V89ZM28 88V89H27ZM32 88V89H31ZM63 88V89H62ZM109 88H107L106 90H109ZM118 87H115V89H117ZM149 88H150V90H149ZM172 88V89H173ZM20 89V90H19ZM59 89H60V91H59ZM111 89H113V87L111 88ZM160 89V90H159ZM171 89V90H172ZM7 90H8V92H7ZM14 90V91H13ZM77 90V91H76ZM103 90H105V89H103ZM114 90V89H113ZM163 90H165V91H163ZM169 90V89H168ZM173 90V91H174ZM195 90H197V89H195ZM19 91H20V94H19ZM56 91H57V96H56ZM63 91V92H62ZM70 91V92H69ZM72 91V92H71ZM96 91V90H95ZM155 91H157V92H155ZM158 91H160L159 92V94H158ZM174 91V92H175ZM12 92V93H11ZM18 92V93H17ZM68 92L71 94H69L68 95ZM167 92V91H166ZM5 93H7V94H5ZM67 93V95L68 96H66L65 95V97H64V94H66ZM77 93V94H78ZM141 93V92H140ZM162 93V94H161ZM176 93V92H175ZM180 93L175 97H173V100H176V99H180V98H182L181 96H184V94H186V93H183V95H180ZM194 93H195V91H193L192 93H189V95L191 96V95H194ZM22 94V95H21ZM28 94H30V97H28ZM31 94H33V96L31 95ZM60 94H62V95H60V97H59V95ZM156 94V95H155ZM79 95L80 94H78L77 96L79 97ZM143 97H142V96ZM147 96V97H145V96ZM156 96V97H154V98H152L151 96ZM161 95V96H160ZM8 96V98H11L10 100H12V101H10L9 100V102L10 103H8L7 101V97ZM11 96V97H10ZM21 96V97H20ZM32 96V97H31ZM35 96V97H34ZM71 96V97H70ZM74 96V97H73ZM160 96V97H159ZM35 98V100H36V98H37V100H38V102H40V103H37L35 100H33V101H35L36 103H37V105H39V106H37V108L39 109L40 108V110H38L37 108H34V105H32V101L30 100V99H32V98ZM69 97V98H68ZM138 97H142L141 99L140 98H138ZM159 97V98H158ZM6 98V99H5ZM47 98H50V99H47ZM57 98H59V99H57ZM63 98V99H62ZM77 98V97H76ZM135 98H137V99H140L139 101L138 100H136ZM147 98V99H146ZM157 98V99H156ZM48 101H47V100ZM70 100V101H67V100ZM152 99V100H151ZM42 100H44L43 101V103L45 102V104H42L41 103V101ZM49 100H51V101H49ZM54 100V101H53ZM62 100V101H61ZM64 100H65V102H64ZM116 100H120V99H116ZM115 100V104H117L118 103V106L121 104L122 105V102L121 103H119V102H117ZM135 100H136V102H135ZM145 102H144V101ZM147 100V101H146ZM154 100V101H153ZM47 101V102H46ZM69 102V103H72L71 104V107H69L70 106V104L68 103V104H66L67 102ZM138 101V102H137ZM143 102V103H140V102ZM12 102V103H11ZM30 102V103H29ZM49 102V103H48ZM61 102H63L64 104H62ZM114 101H112V104H113V106H111V108L113 107L114 108V106H116V105H114V103H113ZM117 102V103H116ZM151 102V103H152ZM6 103H7V105H6ZM23 103L26 105V108L27 109H29V111H30V113H31V115H30V113H28V111L26 110L25 111V109H21V108H24L23 106ZM34 103V102H33ZM55 103V104H54ZM2 104H4V105H2ZM107 104H108V102H107ZM136 104V105H135ZM150 104V103H149ZM148 104V105H149ZM10 105H12V107H14V110L17 108V110H15V113H16V111H17V113H16V116L15 117H11V114L13 115V113H11L10 112V109L12 110L13 108L12 107H10ZM29 105V106H28ZM46 105V106H45ZM61 105V106H60ZM64 105V106H63ZM66 105H68V107H69V109L67 108V109H65V106ZM138 105L140 106L139 107V110L140 111H138ZM146 105V104H145ZM3 106H5V107H3ZM55 106H56V108H55ZM57 106H58V108H57ZM60 106V107H59ZM130 106V105H129ZM137 106V107H136ZM16 107V108H15ZM19 107V108H18ZM31 107V108H30ZM64 108V111H66V112H64L63 111V108ZM109 107H110V105H108V108H106L107 110L109 109ZM136 107V108H135ZM112 108V109H113ZM117 108V107H116ZM116 108L114 109L115 110V114H114V112H112L113 113V115L114 116H116L117 115V117H116V119H115V117L112 115V119L114 120H117V118L118 119H122V117H123V119L126 117L127 119H128V114H126V113H124L125 115H123L122 114V112L123 111H120L121 113H120V115H119V108H118V110H116ZM120 108H121V106H120ZM141 108V109H140ZM37 110V111H35V110ZM53 109H54V111H53ZM58 109H59V111H58ZM60 109H62V110H60ZM125 110H126V108H124ZM137 109V110H136ZM144 109V108H143ZM146 109V108H145ZM50 110V112L52 113V115H51V113L49 114L48 113V111ZM57 110V111H56ZM111 110V109H110ZM109 110V112L107 111V114L108 113H110L111 111ZM121 110H123L122 108H121ZM64 112V113H62V112ZM116 111H118V114H117V112ZM12 112H14V111H12ZM44 112V113H43ZM46 112V113H45ZM57 112V113H56ZM73 112V111H72ZM71 112V113H72ZM36 113H37V115L39 116V118H38V116L36 115ZM71 113H69V114H67L68 115V117L71 119V121H70V119L67 117V120H66V123H69L70 124V126H71V122L73 121V117L72 116H78V115H74L75 113L73 112L72 114ZM29 114V115H28ZM43 114V115H42ZM57 114V115H56ZM60 114H62V115H60ZM121 114L123 115L122 117H121ZM48 116V117H46V116ZM143 115V114H142ZM14 116V115H13ZM34 116V117H33ZM49 116H51V118H49ZM53 116V117H52ZM131 116L129 117V118H131ZM137 116V115H136ZM32 117V118H31ZM43 119H41V118ZM44 117H45V119H44ZM58 117H60V120L61 121H63L62 119H65L63 122H59L58 120ZM61 117H62V119H61ZM76 117H74V119L76 118ZM120 117V118H119ZM46 118H48V119H46ZM53 118H57V119H55V123H54V119ZM78 118V117H77ZM80 119L82 118V117H79ZM220 118H222L221 116H219V115H217L216 113L214 114V116L212 117V119H220ZM236 118H238L237 120H239V121H241V120H244V119H246L247 118V116H238V117H236ZM40 119V120H39ZM53 121H52V120ZM68 119H69V122H68ZM109 119H111L110 118V116L108 117V120ZM120 119V120H121ZM143 119H145V116H144V118ZM14 120V121H13ZM28 120H29V122H28ZM47 120V121H46ZM48 120L50 121V122H48ZM57 120V121H56ZM113 120H110V121H113ZM120 120H118V122H120ZM40 121V122H39ZM45 123H44V122ZM109 121V122H110ZM15 122V123H14ZM46 122L48 123V125L46 124ZM51 122H53L54 124H52ZM116 122V121H115ZM122 122V121H121ZM14 123V124H13ZM26 123H30L29 124V126L28 125H26ZM57 123V124H56ZM63 123V124H62ZM16 124V125H15ZM40 124H41V126H40ZM60 124V125H59ZM99 124V123H98ZM102 123H100V127L102 126L101 125ZM105 124V123H104ZM15 125V126H14ZM23 125V126H22ZM45 125H47L46 126V128H45ZM52 125V126H51ZM53 125H55V127L53 126ZM38 126H39V128H38ZM44 126V127H43ZM57 126V127H56ZM63 126V127H62ZM66 126H68L69 127V125L67 124ZM94 126H96V128H97V123H95V125ZM103 126H105V125H103ZM102 126V127H103ZM26 127V128H25ZM60 127V128H59ZM99 126H98V128H100ZM31 128V129H30ZM41 128V129H40ZM56 128H59V129H56ZM27 129H28V131H29V129L31 130V133L33 132V130H34V133H36L35 131H37V133L35 134V136L32 138V137H29V138H27L26 137V133L28 132L27 131ZM44 129H46V130H44ZM105 129H107V127H105ZM105 129L103 130V129H101L103 132H106L105 131ZM39 130V131H38ZM93 130H94V128H93ZM44 133H43V132ZM95 131H96V129H95ZM100 131V130H99ZM97 132V131H96ZM101 132V131H100ZM119 132V131H118ZM118 132L116 133L117 135H120L121 133H119L118 134ZM31 133H29L28 135L29 136H31L30 134ZM98 134H99V132H98ZM107 134V133H106ZM105 135V134H104ZM114 135V134H113ZM117 135H115V136H117ZM111 136V135H110ZM82 136H80V138H81ZM112 137H114V136H112ZM108 138V137H107ZM106 138V139H107ZM32 139V140H31ZM105 139V138H104ZM100 140H102V139H100ZM110 140V139H109ZM32 141V142H31ZM90 141H92V140H90ZM106 141V140H105ZM105 141L104 142H102L103 143V145H104V143H105ZM93 142V141H92ZM80 143L81 142H78L77 141V144H75L76 146H74L73 144V146L74 147H72V145H71V147L69 148V149H67V154H72L71 156H73L76 152H80V151H85V149L87 150V148L89 147V149H93V146L96 148V146L97 147H100V145L102 144L101 143V141H99V139H98V141H96V142H94V143H90V142H88V143H86V145L84 144L83 145V143H81V145H80ZM106 143H107V141H106ZM14 146H13V145ZM18 144V145H17ZM15 145H17V146H15ZM43 145V146H42ZM20 146V147H19ZM28 146H30V147H28ZM44 146H47V145H45V144H41V145H39V147H40V149H43V148H47V147H44ZM70 146V145H69ZM86 146H87V148H86ZM12 147H13V149H12ZM43 147V148H42ZM254 147V146H253ZM251 148L253 151H254V154L252 155V154H249L248 153V157H249V159L251 158V157H253V159H250L252 162H254L255 160V165H253V167H256V168H259V169H257L258 170V172H255V173H253V176L252 177H250V178H254L252 181L253 182H251L252 183V185L253 184H255L254 186H252V185H250V187H249V185H248V187L247 188H245L244 190H243V188L245 187V186H243L242 184H238V183H236V182H232V181H227V182H224V184H228V186L227 187H225L227 190H222V193H221V196H226V197H224V199H223V197H221L220 199L218 198H216L217 200H215V199H212V201L210 200V201H208L207 202V204L209 205V206H211V204H219V206H218V211L215 209V213H213L214 212V210L213 211H208L207 212V214L205 215L204 213L205 212H203V214L201 213V215L199 214V220L197 221L196 219L194 220V222H190V221H192V220H190L189 221V223H191V224H195L196 225V231L198 232H196L195 230H194V232H193V230H189V231H185V232H183L184 233V237L185 238H183L184 240L182 241V242H180V244L178 243V246H175V243H174V245L173 244H170L171 246L170 247H168V251H166L165 252V256L163 255V258L162 257H153V258H151L149 261H148V264H211V263H213V264H221V263H223V264H236V260H235V258L238 260H240V259H242V256H243V251L242 250H244V246H245V242L244 241H246L247 240V238L245 239V237H246V234H247V230H248V227L247 226H251L252 225V227L253 226H255V227H251V229L254 231V233L258 236H256L255 234H253V235H255V236H253V235H251V237L253 238V241H255L254 239H256V237L257 238H260V236H262L261 235V231H263V229H260V231H259V227L260 228H263L262 227V222H263V226H264V185H262V184H264V142L263 143H261V144H259V146H258V148L257 147H254V148ZM18 148H20V149H18ZM22 148V149H21ZM73 148H75V149H73ZM79 148V149H78ZM48 149V148H47ZM45 150V149H44ZM251 150V151H252ZM41 151H43V150H41ZM72 152V153H69V152ZM23 152V153H22ZM66 152V149L64 150V151H62V153L64 154ZM251 153H253V152H251ZM62 154V155H63ZM24 155V156H23ZM47 155V154H46ZM50 155H53V157L55 158H51V156ZM250 155V156H249ZM252 155V156H251ZM22 156V157H21ZM232 156V155H231ZM46 157V158H47ZM21 159H22V161H21ZM25 161H24V160ZM33 159V160H32ZM61 159V160H60ZM229 159H236V155L235 156H232V157H230ZM48 160H50L49 161V163H48ZM51 160H52V163H51ZM254 160V161H253ZM39 161H41L40 160V158H39ZM38 161V162H39ZM54 161L56 162V163H54ZM66 161V162H65ZM62 164H64V165H66V163H67V160H65ZM36 162V163H35ZM47 162V163H46ZM57 162L60 164V165H58L57 164ZM28 164H30L29 166H28ZM55 164V165H54ZM58 165V166H57ZM63 165V166H64ZM119 163H117L116 164V166L114 167V170H113V173H114V175H116V174H118V173H120V171L122 170V168H120L119 167ZM47 166V167H46ZM258 166V167H257ZM32 167V168H31ZM37 167V169H36V171H35V169H33V168H36ZM103 167V166H102ZM123 168H125V167H123ZM33 169V170H32ZM118 169V170H117ZM32 170V171H31ZM35 171V172H34ZM52 171V170H51ZM34 172V173H33ZM43 172V173H42ZM122 173V172H121ZM257 173V174H256ZM259 174H260V176H259ZM262 174V175H261ZM256 175V176H255ZM263 176V178H261ZM80 177H82V175L80 174L76 179H78V178H80ZM255 177H257V178H255ZM259 177V178H258ZM261 179V180H260ZM263 179V180H262ZM257 182H256V181ZM47 181H50V179H47ZM250 183V184H251ZM23 185L21 188L22 189H20V190H18V185ZM242 185V186H241ZM257 185V186H256ZM232 186V187H231ZM235 186V187H234ZM237 186H239L238 188L241 190L240 192H239V189H237L236 187ZM241 186V187H240ZM68 187H70V188H73L74 187V185H70V186H68ZM228 188L230 189V193L228 194V192H229V190H228ZM242 188V189H241ZM249 188V189H248ZM238 190V191H237ZM19 191V192H18ZM20 191H23V192H21V195H20ZM224 191V192H223ZM225 191H227V192H225ZM247 191V192H246ZM97 192V191H96ZM227 193V194H226ZM243 194H245V195H243ZM17 195H20L19 197L17 196ZM17 196V197H16ZM239 197H240V199H239ZM247 197V198H246ZM250 197V198H249ZM19 200H18V199ZM226 198V199H225ZM217 201V202H216ZM206 204V205H207ZM3 207H5V208H3ZM7 211V212H6ZM206 211V210H205ZM247 212V213H246ZM3 213H0V214H3ZM33 213V215H34V212H32ZM243 213H244V215H243ZM241 214V215H240ZM249 215V216H248ZM242 216V217H241ZM246 216V217H245ZM198 217H196L197 219H198ZM255 219V220H254ZM184 220V224H186V221H188V219L186 218V219H183ZM196 221V222H195ZM248 221H251L250 223L251 224H249L248 223ZM182 223V222H181ZM188 223V222H187ZM255 223V224H254ZM183 224V225H184ZM182 225V224H181ZM182 225V226H183ZM188 225V224H187ZM186 225V226H187ZM190 225V224H189ZM188 225V226H189ZM246 225V226H245ZM261 225V226H260ZM186 226H183V227H186ZM191 226V225H190ZM194 226V225H193ZM195 227V226H194ZM194 227H193V229H194ZM187 228H189V227H187ZM192 228V227H191ZM235 229V230H234ZM250 229V230H251ZM257 229V230H256ZM251 230V231H252ZM246 231V232H245ZM253 231L251 232V233H253ZM256 231V232H255ZM257 231H258V233H257ZM188 232V233H187ZM191 232H193V233H191ZM202 232V233H201ZM197 233V234H196ZM201 233V234H200ZM180 235V234H179ZM245 235V236H244ZM180 237H181V239H182V236L180 235ZM180 237H178L179 239H180ZM251 238V239H252ZM243 240V241H242ZM235 244V245H234ZM223 245V246H222ZM223 247V248H222ZM234 248V249H233ZM220 249V250H219ZM226 249V250H225ZM228 249V250H227ZM230 249V250H229ZM237 253V254H235V252ZM52 252V251H51ZM51 252H50V254H51ZM221 252V253H220ZM241 255V256H240ZM239 257H241V258H239ZM202 260V261H201ZM204 260V261H203ZM201 261V262H200ZM234 263H233V262ZM240 261H242V260H240ZM240 261H238V262H240ZM142 264H147V262L146 263H142Z\"/></svg>",
    "mask_w": 264,
    "mask_h": 264
}]
</instances>
